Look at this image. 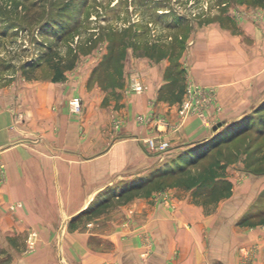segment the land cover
Returning a JSON list of instances; mask_svg holds the SVG:
<instances>
[{
    "label": "crops",
    "instance_id": "crops-1",
    "mask_svg": "<svg viewBox=\"0 0 264 264\" xmlns=\"http://www.w3.org/2000/svg\"><path fill=\"white\" fill-rule=\"evenodd\" d=\"M261 13L247 40L211 25L179 61L127 59L122 69L141 72L145 93L129 90L130 78L122 86L98 81L100 72H114L101 57L66 82L29 81L26 94L0 100L4 236L37 230L41 243L58 245L55 255L70 264H264V227L220 225L222 213H205L195 190L182 185L119 201L110 222L98 214L110 198L149 188L153 182L140 181L165 162L209 146L222 131L215 123L240 121L263 104ZM187 80L214 89L206 114L213 126L179 115ZM76 96L81 114L68 105ZM151 138L169 144L164 156L146 147ZM88 215L95 217L87 224Z\"/></svg>",
    "mask_w": 264,
    "mask_h": 264
},
{
    "label": "rangeland",
    "instance_id": "rangeland-1",
    "mask_svg": "<svg viewBox=\"0 0 264 264\" xmlns=\"http://www.w3.org/2000/svg\"><path fill=\"white\" fill-rule=\"evenodd\" d=\"M263 8L264 0H0V100L26 94L29 81L66 82L76 69H93V61L101 57L114 69L112 74L99 73L103 85L122 86L133 72L139 73L144 84L139 70L122 69L127 59L179 61L197 32L211 25L247 40L246 32L252 21L260 23ZM55 68L62 72L61 81L54 79ZM180 108L181 118L189 117L183 116ZM248 117L252 119L249 128L239 137L219 145L194 165L186 161L185 154L165 162L149 176L170 169L167 175L155 178L149 188L130 197L110 198L98 214L110 222L109 215L118 210L119 201L150 191L161 194L166 188H186L195 177L211 178L214 173L218 177L215 183L194 191L204 212H221L220 225L235 223L239 229L250 230L264 227V102ZM240 121L218 127L222 130L218 134ZM207 126L213 123L209 121ZM227 187V195L218 196ZM93 217L85 218L87 224ZM31 234L34 246L28 241ZM57 246L41 243L37 230L11 232L7 237L0 231V264H63L55 255Z\"/></svg>",
    "mask_w": 264,
    "mask_h": 264
},
{
    "label": "built area",
    "instance_id": "built-area-1",
    "mask_svg": "<svg viewBox=\"0 0 264 264\" xmlns=\"http://www.w3.org/2000/svg\"><path fill=\"white\" fill-rule=\"evenodd\" d=\"M138 72H133L130 75L129 81V90H132L136 93H145L146 87L142 83L140 79V75ZM186 93L183 101H181L180 113L183 116H193L196 115L200 117L206 125H209V121L207 120L206 114L208 112L209 107L213 105L214 102V91L212 89L202 88L197 82L189 80L186 86ZM70 107L76 114H81L83 111L82 102L78 97H74L70 100ZM138 120L140 122L150 121L149 118L144 119L139 117ZM146 144L150 147V149L157 153L159 156H163L166 151L169 149V144L167 142H158L156 139H147ZM34 235L31 234L29 237L30 246H34Z\"/></svg>",
    "mask_w": 264,
    "mask_h": 264
},
{
    "label": "trees",
    "instance_id": "trees-1",
    "mask_svg": "<svg viewBox=\"0 0 264 264\" xmlns=\"http://www.w3.org/2000/svg\"><path fill=\"white\" fill-rule=\"evenodd\" d=\"M260 3L263 4V1H260ZM54 79L56 81H61L63 79L62 72L58 68H55ZM185 93H186V89L184 87L183 95H182V98L180 99V102L182 101L183 97L185 96ZM249 118L250 117H248V115H247L246 118H244L239 123H236L232 126L226 127L227 129H225L222 134H219L220 136H217L215 139H213L211 141V143H209V146L206 145V146L202 147L203 149L199 150V152H195L193 150H189V151L185 152L184 154L186 155L185 156L186 157L185 159H187L186 161H188L190 163L192 162L191 164L194 165L195 163H197L202 158L208 157L210 155V153L212 152V150L217 148L219 145L225 144V142L233 140V139L239 137L240 135H242L249 128V125H250L251 120H252L251 118H250L251 120H249ZM224 124H221L218 127H222V126H224ZM219 138H220V140H218ZM196 155H197V157H196ZM179 167L181 170L184 169V166H179ZM169 172H170V169L164 170V172H159V174H155V176H150L149 179H145V180L140 181L141 184L139 183L140 184L139 187H142L143 185H145L149 181L153 182L155 178L163 177L164 175H167ZM211 175H213L211 178H209L210 175H199L197 178L195 177V181L192 182L193 184L188 185V188L194 189V190L196 189L197 191H200L204 188H208L211 185V183L212 184L215 183L216 180L218 179L216 174L214 175V173H211ZM229 190L230 189H228V187H227L224 191H222V193H220V191H219L218 196L220 194L227 195V192Z\"/></svg>",
    "mask_w": 264,
    "mask_h": 264
},
{
    "label": "water",
    "instance_id": "water-1",
    "mask_svg": "<svg viewBox=\"0 0 264 264\" xmlns=\"http://www.w3.org/2000/svg\"><path fill=\"white\" fill-rule=\"evenodd\" d=\"M218 129V126H216L215 128H214V130H217Z\"/></svg>",
    "mask_w": 264,
    "mask_h": 264
}]
</instances>
